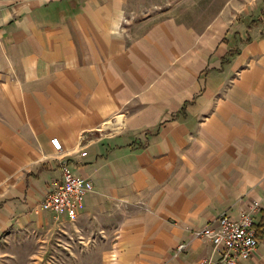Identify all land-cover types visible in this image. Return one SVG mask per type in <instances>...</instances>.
I'll return each mask as SVG.
<instances>
[{
  "label": "crops",
  "instance_id": "crops-1",
  "mask_svg": "<svg viewBox=\"0 0 264 264\" xmlns=\"http://www.w3.org/2000/svg\"><path fill=\"white\" fill-rule=\"evenodd\" d=\"M166 1L0 0V249L204 264L198 231L250 211L242 264H264V0H226L202 28L133 23ZM64 163L94 182L75 219L42 206Z\"/></svg>",
  "mask_w": 264,
  "mask_h": 264
},
{
  "label": "built area",
  "instance_id": "built-area-1",
  "mask_svg": "<svg viewBox=\"0 0 264 264\" xmlns=\"http://www.w3.org/2000/svg\"><path fill=\"white\" fill-rule=\"evenodd\" d=\"M52 143L56 149L62 150L59 137H54ZM93 190L92 179L75 173L69 163H64L61 182L46 193L42 206L75 219L85 195ZM198 234L214 243V254L207 257L204 264H242V260L250 258L260 243L258 227L250 211L239 218L223 214L215 225H206Z\"/></svg>",
  "mask_w": 264,
  "mask_h": 264
},
{
  "label": "rangeland",
  "instance_id": "rangeland-1",
  "mask_svg": "<svg viewBox=\"0 0 264 264\" xmlns=\"http://www.w3.org/2000/svg\"><path fill=\"white\" fill-rule=\"evenodd\" d=\"M225 1L167 0L166 5L162 7L146 9L144 13L135 17L133 23H146L147 26H151L162 19L176 17L178 20L191 22V24H193L192 22H196V26L202 28L210 20V16L212 18L220 12ZM141 19L145 20L136 22ZM80 244H84L83 249L82 247L78 248ZM10 245H14L15 247L11 246L10 248L0 249L1 251L9 250L11 252L9 255L0 254V264H73L75 261H79V257H83L81 256L82 252L89 254L87 250L89 244L86 245V243H53L50 247H46L47 243H36L35 250L38 251L39 256L34 259L30 257V252L32 251L30 243H20L17 241ZM25 259L26 261L23 262ZM83 264L88 263L85 262Z\"/></svg>",
  "mask_w": 264,
  "mask_h": 264
},
{
  "label": "trees",
  "instance_id": "trees-1",
  "mask_svg": "<svg viewBox=\"0 0 264 264\" xmlns=\"http://www.w3.org/2000/svg\"><path fill=\"white\" fill-rule=\"evenodd\" d=\"M259 235V234H258Z\"/></svg>",
  "mask_w": 264,
  "mask_h": 264
}]
</instances>
